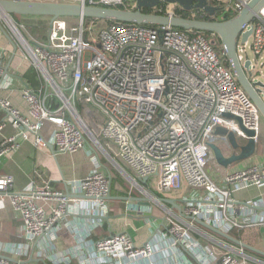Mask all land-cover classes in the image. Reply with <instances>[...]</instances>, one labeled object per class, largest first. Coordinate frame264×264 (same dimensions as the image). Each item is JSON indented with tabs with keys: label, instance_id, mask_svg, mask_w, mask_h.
<instances>
[{
	"label": "built area",
	"instance_id": "obj_1",
	"mask_svg": "<svg viewBox=\"0 0 264 264\" xmlns=\"http://www.w3.org/2000/svg\"><path fill=\"white\" fill-rule=\"evenodd\" d=\"M0 1L95 7L127 0ZM252 1L207 0L219 8L212 16L220 13L219 22L235 18ZM160 5L154 8L163 12L160 16L180 17L177 4L163 0ZM0 20L16 45L13 55L19 54L40 80L39 88L25 84L22 89L28 106L24 115L1 96L12 79L7 69L11 51L0 49V112L5 114L0 132L9 123L17 130L0 144V156L17 150L23 141L48 149L42 130L51 123L57 153L90 147L94 165L84 180L63 182L62 187L36 172V179L19 192L12 176L0 175V209L19 222L16 241H0V264H155L151 259L163 254L156 264H264L258 254L195 221L229 236L264 225V200L239 203L232 189L239 184L263 186L264 166L225 174L223 185L209 169L212 144L223 154L234 153L227 136L216 134L219 128L233 133L239 143L249 140L244 127L256 133L257 142L262 125L256 104L226 63L224 46L217 52L203 34L171 26L114 23L97 30L95 21L76 19L71 25L65 18L49 19L48 34L35 38L13 16L0 12ZM248 30L252 34L247 42L239 36L238 60L241 65L250 62L251 82H262L258 77L264 79V72L258 68H264V3L242 33ZM91 107L102 114L100 121L92 117ZM110 166L130 186L131 196L164 211L155 243L138 247L128 233L93 240L111 215ZM153 178L157 190L150 188ZM179 190H184L181 204L175 201L180 212L160 200L161 194ZM78 198L86 200L84 209L77 207ZM77 215L89 222L76 223ZM60 228L72 235L74 247L59 250Z\"/></svg>",
	"mask_w": 264,
	"mask_h": 264
},
{
	"label": "crops",
	"instance_id": "obj_2",
	"mask_svg": "<svg viewBox=\"0 0 264 264\" xmlns=\"http://www.w3.org/2000/svg\"><path fill=\"white\" fill-rule=\"evenodd\" d=\"M0 49H8L11 51L10 58L7 62V69L8 74L11 75L12 79L11 88L9 90L2 91L1 96L7 99L11 105L18 109L21 113L28 115V106L23 99L22 89L25 84H28L24 76L31 67L19 54H16L15 56L13 55L14 50L11 49L8 40L1 31ZM3 118H5V114L0 112V122ZM53 130L54 126L51 123H46L42 130V135L48 142V149H39L36 148L31 141H23L17 150L0 156V175L12 176L15 180L16 191H22L33 179H36V172H39L41 175L49 178L56 186L62 187L63 182L82 181L93 171L94 165L91 161L90 147H86L74 153H57L52 146L51 136ZM15 134H17V130L12 126V124H6L0 132V144L4 139L14 136ZM234 154L235 151L231 154L224 153V156L229 158ZM210 164L212 166L210 169L212 178L220 185H223V177L225 174L243 171L252 165L263 167L264 123L261 125V133L257 141L256 151L251 157L231 164L225 168L218 163L211 149ZM113 180H115V178H113ZM112 186L111 196L113 199L109 200L111 215L107 222L104 223L101 228L97 229L96 233H94L93 240L97 241L112 234L128 233L133 238L135 245L138 247L143 246L146 243H155V241L159 239V233H157V231L161 228L162 223L165 220L164 211L154 203V206L146 204L144 200H141L143 198L138 195L131 196L129 194L130 188L126 190L123 185L116 186L115 188H112ZM232 189L234 190L235 199L239 203H247L260 198L264 200V185L261 187H244L242 184H239L234 186ZM176 193L179 194L176 195ZM183 193L184 190H179L165 195L162 194L160 197L173 200L178 204H181L180 200ZM131 197H135L137 200H133ZM78 199L81 203L77 207L84 209L87 205L86 200L82 198ZM88 205H90V202ZM166 206L171 207L169 205ZM157 208H159L160 211ZM261 212H264V208L261 209ZM73 218L76 223L83 225L89 222V219L83 216L80 217L77 215ZM0 220L3 222H10L11 224H14L15 222L10 220L9 215L5 210L1 209ZM16 224L17 226L15 231L17 232L19 222H16ZM207 230L212 234L219 236L211 230ZM243 233L244 235L240 236V238H237L235 235L232 236L240 242L264 253V225L258 228H253V230H246ZM16 238L14 241H16ZM62 239L68 240V242L60 245V251L67 250L75 246V241L72 238V235L65 228H60L59 230L58 242ZM6 240L9 239L0 241L10 242V240ZM170 241L171 240L167 239L165 243L169 244ZM162 256H164V254ZM162 256L155 255L151 260L156 264ZM259 256L262 260H264V256Z\"/></svg>",
	"mask_w": 264,
	"mask_h": 264
},
{
	"label": "water",
	"instance_id": "obj_3",
	"mask_svg": "<svg viewBox=\"0 0 264 264\" xmlns=\"http://www.w3.org/2000/svg\"><path fill=\"white\" fill-rule=\"evenodd\" d=\"M131 1L135 2L134 10H121L99 6L82 7L75 4L0 1V12L7 13L11 16L16 15L45 17L49 18L52 22L60 18L95 19L105 22L109 21L133 25L171 26L173 28H178L181 30L207 32L217 35L221 39L222 44L225 47L229 65L234 73V76L236 77L240 86L244 89L246 94L256 104L261 118L264 121V98L262 97V95H264V83L251 82L249 80L247 71L249 70L250 62L247 61L244 65H241L237 55L239 36L242 35L243 43L247 42L252 34V30H248L244 33H242V31L244 27L251 22L255 13L264 3V0H253L249 4V6L235 18L225 22L188 19L182 17L169 18L166 16L145 13L143 12L144 10H152L156 8L162 3L163 0ZM165 2H167L168 4H177L186 11L202 9L211 16L215 15V13L219 11V8L209 6L207 0H165ZM0 31L12 45L15 52L17 49L16 45L11 40L9 34L1 25V23ZM241 128L246 133L249 139L244 145H240L237 142L235 135L233 133H229L227 130L219 128L216 132L217 135L227 136L228 140L230 141L235 154L230 156L229 158H226L224 156L222 150L218 146L213 144L210 146L218 163L225 168L236 162L248 159L256 151L257 142L254 140L256 133L254 131L246 130L244 127ZM146 184L147 179H143L142 186H145ZM110 199H113V197L110 196L108 200ZM133 200H137V198H133ZM141 200L146 201V199ZM160 200L165 205H169L171 206V208H176L179 212L181 211V207L175 201L165 198H161ZM195 221L203 227L223 237L224 239L236 245L243 246L258 255L264 256L263 252L240 242L232 236L218 231L217 229L203 223L200 220L195 219Z\"/></svg>",
	"mask_w": 264,
	"mask_h": 264
},
{
	"label": "rangeland",
	"instance_id": "obj_4",
	"mask_svg": "<svg viewBox=\"0 0 264 264\" xmlns=\"http://www.w3.org/2000/svg\"><path fill=\"white\" fill-rule=\"evenodd\" d=\"M15 22L19 23V24H25L26 26V34H29L35 38H42L45 37L48 34V23H49V18H45V17H34V16H16L15 17ZM1 21V20H0ZM70 24L73 25L76 22L75 18H70L69 19ZM4 22V21H3ZM5 27L6 24L5 22L2 23ZM104 26H106V22L105 21H97L96 24V29H101ZM248 56L249 58H252V53L248 52ZM262 70L264 72V68H258V70ZM264 74V73H263ZM259 81L264 82L263 77L259 75L258 77ZM262 97L264 98V95H262ZM90 110H92V117L98 121H100V119H102V114L100 115V113L96 110H94V108L92 109V107L90 108ZM262 123H264L263 119L261 118ZM240 141V140H238ZM245 142L244 141H240L239 144L243 145ZM211 164L209 165V169H211ZM111 172H112V176L115 178V181H122L123 183V187L127 190L130 188V186L125 182V179L122 177V175L117 172L113 167H111ZM115 182V187L116 186H121L122 183ZM151 187L153 190H157V178H153L151 179ZM179 193H176V195H178ZM136 195V194H135ZM162 195V194H161ZM165 195V194H163ZM162 198V197H161ZM146 204H149L151 206L153 205V202L150 200H146L144 201ZM159 211L160 209L157 208ZM163 214V213H162ZM166 216V215H165ZM17 224L16 222H14V224H11L10 222H3L0 220V240H4V239H9L10 241H14L16 238V228ZM6 240V241H9ZM68 242V240L62 239L60 240V242H58V248L60 247L61 244ZM44 264V263H42Z\"/></svg>",
	"mask_w": 264,
	"mask_h": 264
},
{
	"label": "trees",
	"instance_id": "obj_5",
	"mask_svg": "<svg viewBox=\"0 0 264 264\" xmlns=\"http://www.w3.org/2000/svg\"><path fill=\"white\" fill-rule=\"evenodd\" d=\"M166 5V3L164 4V6ZM162 5H160L159 7H161ZM99 7H105V8H115V9H121V10H134L135 9V2L134 1H131V0H127L125 1L123 4H120V5H99ZM158 7V8H159ZM156 8V9H158ZM144 10L143 12L145 13H151V14H155V15H162L163 12H159V10ZM176 11H177V15L182 17V18H188V19H197V20H206V21H216L219 16H220V13L217 14L215 17H212L210 15H207V14H201V12L199 10H194V11H186V10H183L181 9L180 7H177L176 8ZM16 15H13V18L15 19ZM85 21L87 23H90L91 21H99V20H95V19H85ZM116 22H109L107 21L106 24L107 25H110V24H114ZM197 33H201L203 34L204 36H206L207 39L210 40L211 42V45L212 47L217 51V52H220L222 50V47H223V44H222V41L221 39L217 36V35H214V34H211V33H207V32H198L196 31ZM227 65H229V61L227 59L226 61ZM25 79L27 80V83L33 87V88H39L40 86V80H39V77H38V74L36 72V70L34 68H30L26 74H25ZM115 180H113V186L112 188H115ZM119 183H123L122 181H117ZM116 182V183H117ZM114 190V189H113ZM249 230H253V229H249ZM247 230V231H249ZM246 231V230H245ZM245 231H242V232H235L233 235H235L237 238L240 236H243Z\"/></svg>",
	"mask_w": 264,
	"mask_h": 264
}]
</instances>
